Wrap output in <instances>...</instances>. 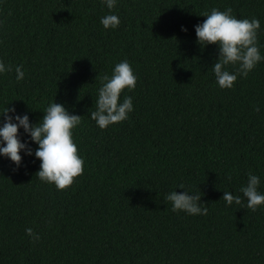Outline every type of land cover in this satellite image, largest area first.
<instances>
[{
	"label": "trees",
	"instance_id": "trees-1",
	"mask_svg": "<svg viewBox=\"0 0 264 264\" xmlns=\"http://www.w3.org/2000/svg\"><path fill=\"white\" fill-rule=\"evenodd\" d=\"M213 8L259 19L264 56V0H117L111 10L103 0H0V60L11 66L0 112L14 107L9 115L35 125L63 104L82 116L73 136L84 159L60 191L36 176L39 145L20 128L33 154L21 150L19 167L0 154V264H264V205L247 209L240 191L251 172L264 195V60L219 87V46H202L195 30ZM109 14L118 28L101 24ZM124 60L138 79L120 102L131 96L134 110L101 129L90 115L101 77ZM174 190L199 193L207 215L172 211ZM225 191L241 205H227Z\"/></svg>",
	"mask_w": 264,
	"mask_h": 264
},
{
	"label": "clouds",
	"instance_id": "clouds-1",
	"mask_svg": "<svg viewBox=\"0 0 264 264\" xmlns=\"http://www.w3.org/2000/svg\"><path fill=\"white\" fill-rule=\"evenodd\" d=\"M108 9L116 6L117 0H103ZM232 9L225 11L216 8L211 9L201 24L195 26L198 43L202 46L217 44L219 56L213 65V71L220 88L231 89L237 81L238 75L247 78L256 65L264 60L258 47V30L261 27L260 20L239 19L232 15ZM121 21L118 15L109 14L101 18V24L105 29H116ZM182 30L187 31L186 28ZM239 65L236 74L226 70L228 65ZM11 71V66H6L0 60V73ZM17 81L23 80L25 73L22 66L15 68ZM137 76L131 64L124 60L115 65L112 76L101 77V87L98 98L95 100L96 110L91 112V119L96 121L101 129H107L110 125L123 122L129 118L133 108L131 96H126L123 102L120 97L125 89L134 90L137 85ZM259 111V108H256ZM14 107H7L0 112L4 117L0 127V154L10 158L18 167L22 163L21 150L28 155L33 150L28 143L20 139V128L30 135V139L39 147L35 150V156L41 161L40 169L36 176L44 182L55 184L60 191H66L76 179L84 174V159L79 155V149L75 143L73 130L82 122L80 115L70 114L67 108L60 103H51L44 111L42 120L33 125L27 114L15 117L9 113H15ZM16 122H13V121ZM246 186L240 191L247 198L246 208L255 212L259 206L264 205V195L258 191L260 178L249 172ZM179 188H185L180 184ZM189 191L170 192L165 196L166 201L172 203V211H184L190 215H207L208 208H201V195L189 194ZM227 205H241V197L234 196L231 192H224L221 198ZM26 234L32 237L33 242L40 239L39 234L32 228H27Z\"/></svg>",
	"mask_w": 264,
	"mask_h": 264
}]
</instances>
